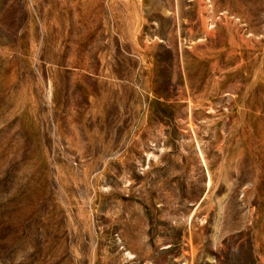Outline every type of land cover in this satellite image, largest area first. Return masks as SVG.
Listing matches in <instances>:
<instances>
[{
    "label": "rangeland",
    "instance_id": "obj_1",
    "mask_svg": "<svg viewBox=\"0 0 264 264\" xmlns=\"http://www.w3.org/2000/svg\"><path fill=\"white\" fill-rule=\"evenodd\" d=\"M0 264H264V0H0Z\"/></svg>",
    "mask_w": 264,
    "mask_h": 264
},
{
    "label": "bare ground",
    "instance_id": "obj_2",
    "mask_svg": "<svg viewBox=\"0 0 264 264\" xmlns=\"http://www.w3.org/2000/svg\"><path fill=\"white\" fill-rule=\"evenodd\" d=\"M203 22V21H202ZM238 65V64H237Z\"/></svg>",
    "mask_w": 264,
    "mask_h": 264
}]
</instances>
